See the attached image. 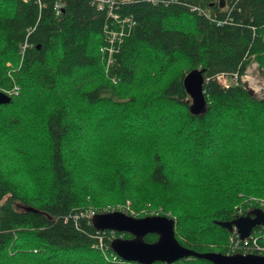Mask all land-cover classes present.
<instances>
[{
  "label": "trees",
  "instance_id": "obj_1",
  "mask_svg": "<svg viewBox=\"0 0 264 264\" xmlns=\"http://www.w3.org/2000/svg\"><path fill=\"white\" fill-rule=\"evenodd\" d=\"M251 61L264 73V0H0V264H139L109 247L129 234L87 216L113 210L168 215L197 252L264 255L261 225L244 245L217 224L264 211V88L256 97L240 82ZM32 123L44 140L27 151ZM73 135L152 143L147 174L134 179L126 163L81 182L75 166L97 145L70 164ZM19 159L23 179L1 164Z\"/></svg>",
  "mask_w": 264,
  "mask_h": 264
},
{
  "label": "water",
  "instance_id": "obj_2",
  "mask_svg": "<svg viewBox=\"0 0 264 264\" xmlns=\"http://www.w3.org/2000/svg\"><path fill=\"white\" fill-rule=\"evenodd\" d=\"M222 5V2H220ZM197 94L200 84L199 73H196ZM190 85V84H189ZM243 87L253 95L251 89ZM186 88L188 85L186 84ZM192 91V87L189 88ZM195 92V90H193ZM194 94L193 96H197ZM198 97H196L197 99ZM9 96L0 92V104L7 103ZM91 225L96 230H112L125 232L127 238L115 237L109 241V247L116 256L125 261L139 264H152L153 262L172 263L184 257H197L209 261L212 264H264V255L255 253H229L223 254L216 251L197 252L181 246L174 237L173 219L168 215L148 214L134 217L124 212L113 210L103 213H95L90 217ZM227 230L234 229L238 239L246 238L251 229L257 225H264V211L260 208H252L246 214L234 217L230 221L217 222ZM146 234H155V240L146 242L143 237Z\"/></svg>",
  "mask_w": 264,
  "mask_h": 264
},
{
  "label": "rangeland",
  "instance_id": "obj_3",
  "mask_svg": "<svg viewBox=\"0 0 264 264\" xmlns=\"http://www.w3.org/2000/svg\"><path fill=\"white\" fill-rule=\"evenodd\" d=\"M233 80V78L230 80V82ZM228 80H226V83ZM229 82V83H230ZM240 82L243 84H245V86L247 85L249 88L252 87L254 88V96L259 97L261 96L262 92H263V88L264 86L261 88V85L264 83V73L258 68V65L255 61H251L244 73L242 74L241 78H240ZM246 86V87H247ZM254 86V87H253ZM9 112V111H8ZM5 112L0 113V118H3L2 116L4 115ZM7 114V112H6ZM7 116V115H6ZM5 116V117H6ZM4 117V118H5ZM127 122L128 120H122V121H115L113 122L114 124H112L111 126H115L114 129L111 130H116L117 127H122L119 124H122V122ZM34 127V128H33ZM36 127L35 125H33V123L28 127L30 128L29 133L27 132L28 135L26 134H22L23 138H24V144L21 147H24V149H27V151L29 149H33L35 145L37 144H43V136L39 131H36ZM134 127V126H132ZM33 128V129H32ZM110 129H105L103 134H108L107 130ZM133 129V128H132ZM131 129H129L128 132H130ZM88 133L91 135L90 131H88ZM99 133V132H98ZM95 133V134H98ZM114 133V132H112ZM101 134V135H103ZM130 135V133H129ZM128 135V136H129ZM74 138L71 142L70 138H68L66 147H65V158L66 161L70 164H74L75 161L78 159V155H80L81 157H83L81 155V153L83 152L82 149L90 146V145H95L96 148H93V151L88 152L85 158H82V161L80 163L76 164V173L78 175V177L82 180L81 182H83L86 177L88 176V171H97L99 173H102L103 175H108L114 172V170L116 169H124L125 166L124 164H128V166H130L129 170H133L134 168V179H143V177L147 174L148 171V167H149V153H150V149H154L153 148V144L151 143V147L146 146L145 144H140V145H136V144H132L129 142H123V143H116V144H111V146L109 147H104V146H99V143H97L96 141H92L88 138L79 136V137H75L76 135H73ZM92 139H94L93 137H91ZM0 141H2L0 139ZM155 147L158 150H161V147H158L157 144L155 143ZM105 148H109L107 151L105 150ZM75 152L77 153V155L75 154ZM3 151L0 150V154H2ZM86 153V152H85ZM6 154L7 155H11L10 151L6 150ZM162 155H164V150L161 152ZM167 154L169 155V151L167 152ZM171 154H173V152H171ZM75 157V158H74ZM181 157L179 156L178 159L176 161H179ZM75 159V161H74ZM22 159L19 160H12L10 162L5 161L2 162V166L5 167L8 171H9V175L14 177L15 179H23L26 178V175L24 173H18V164ZM187 162H189V160L187 159ZM16 163V164H14ZM106 163L110 166L109 170H106L107 168H105V164ZM115 163V165H114ZM184 163V162H182ZM169 164V162H168ZM178 164V163H177ZM117 166H119L118 168H115ZM183 165V164H182ZM187 168H191L189 166H185ZM104 170H102V169ZM114 169V170H113ZM120 171V170H119ZM172 174V173H171ZM43 181L42 179H40V182ZM44 184V182H43ZM102 193L104 188L99 189ZM106 192V191H104ZM107 194L111 193V197L110 198H114L115 193L112 192H106Z\"/></svg>",
  "mask_w": 264,
  "mask_h": 264
},
{
  "label": "built area",
  "instance_id": "obj_4",
  "mask_svg": "<svg viewBox=\"0 0 264 264\" xmlns=\"http://www.w3.org/2000/svg\"><path fill=\"white\" fill-rule=\"evenodd\" d=\"M242 76V75H241ZM217 80L221 83V84H226V77H224L223 75H218L217 77ZM241 78V77H240ZM235 80V77H233V80L232 81H234ZM246 84V83H245ZM247 86V85H246ZM264 86V83L261 85V88ZM248 87V86H247ZM254 87V86H253ZM249 88V87H248ZM249 89H251L252 90V92L254 91V88H252V87H250ZM254 93V92H253ZM94 213L93 212H88V214H87V216H92ZM262 227H261V229H263L264 230V225H261ZM234 232H235V230L234 229H232ZM112 231V230H111ZM236 233V232H235ZM236 235H237V233H236ZM248 236H250V235H248ZM248 236L246 237V238H244V239H242V240H239V241H243V243H244V245L247 243V238H248ZM238 237V236H237ZM251 245H252V247H254V249H259V246H257L256 245V243H255V241L252 239L251 240ZM256 254H258V253H256Z\"/></svg>",
  "mask_w": 264,
  "mask_h": 264
}]
</instances>
